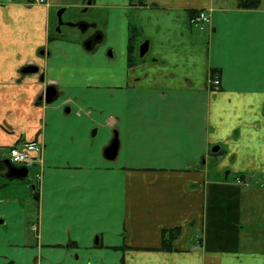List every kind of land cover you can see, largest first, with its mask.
<instances>
[{"label":"crops","instance_id":"obj_1","mask_svg":"<svg viewBox=\"0 0 264 264\" xmlns=\"http://www.w3.org/2000/svg\"><path fill=\"white\" fill-rule=\"evenodd\" d=\"M97 2L87 49L49 41L50 0H0V158L44 155L36 200L0 192V264H264V0Z\"/></svg>","mask_w":264,"mask_h":264},{"label":"rangeland","instance_id":"obj_2","mask_svg":"<svg viewBox=\"0 0 264 264\" xmlns=\"http://www.w3.org/2000/svg\"><path fill=\"white\" fill-rule=\"evenodd\" d=\"M3 1H8V0H3ZM51 2L54 3L55 7L52 9V19H53V24L54 22L57 21V12L62 8V6H66V11L62 16V20L65 23V25L62 27L63 34L65 37H78L80 40H83L85 33H83L80 28L77 26L78 23L80 22H85L88 23L89 25L95 23V21H98L99 26H102V19H101V14L102 11L101 9L98 8L97 1H103V0H91L92 3L88 4L89 0H50ZM232 1V0H230ZM62 5V6H60ZM68 23L74 24L76 26L71 27ZM68 24V25H67ZM96 24V23H95ZM93 27V26H92ZM53 30V29H52ZM98 29L97 28H92L91 32L96 33ZM55 31V30H54ZM58 40L57 36H54L52 33H50V42H55ZM42 54H45L42 52ZM39 67V66H38ZM41 69V67H39ZM59 92V89H58ZM38 145V148L40 147L41 151L37 152L36 157L38 160L35 162L33 167L37 168V171L35 173V169L31 168V175L34 177V181L37 182L39 188L41 187V183L43 180V174H44V155H43V144L40 142H35ZM35 175V176H34ZM41 177V180L38 178ZM33 180L32 177H29V179L26 181L28 184L31 183ZM26 183L24 182L20 186H24L23 188H18L21 190V193L19 195L21 201L27 203V195H30V190L28 191V186H25ZM35 203V201H34ZM29 205V204H28ZM32 208V207H31Z\"/></svg>","mask_w":264,"mask_h":264},{"label":"water","instance_id":"obj_3","mask_svg":"<svg viewBox=\"0 0 264 264\" xmlns=\"http://www.w3.org/2000/svg\"><path fill=\"white\" fill-rule=\"evenodd\" d=\"M64 13V9H61L58 11V18H59V25H61L62 22V15ZM70 26L74 27L76 25L70 24ZM77 26L80 28L82 32H86L89 26L85 22H80L77 24ZM102 40V35L96 34L93 37L89 38L88 41L84 44L87 49H91L96 45V43L100 42ZM148 51L147 44H143L140 47V57H143L146 52ZM22 72L24 74H38L40 73V68L36 65L33 66H27L22 69ZM41 81L44 80V75L41 76L40 78ZM58 89L53 86L49 85L45 89V93L43 96L40 97L41 101H45L46 104H51L58 96ZM119 151V137L118 134L115 133L114 139L110 142L109 146L105 150V157L107 159H115L116 156L118 155ZM216 150H214L215 152ZM0 167H3L4 169V176L8 179H20L24 180L27 179L29 176V168L26 166H16L14 165L10 159H2L0 158Z\"/></svg>","mask_w":264,"mask_h":264},{"label":"built area","instance_id":"obj_4","mask_svg":"<svg viewBox=\"0 0 264 264\" xmlns=\"http://www.w3.org/2000/svg\"><path fill=\"white\" fill-rule=\"evenodd\" d=\"M35 3L39 5L46 4V0H35ZM191 22L197 26L200 30H205L208 26L211 25V17L209 12L201 10L191 18ZM215 88L220 84L217 77H215L211 82ZM40 147L35 142H23L13 146L9 150V158L11 162L18 166H33L38 160L36 157L37 152H40ZM41 180V177L38 178Z\"/></svg>","mask_w":264,"mask_h":264},{"label":"flooded vegetation","instance_id":"obj_5","mask_svg":"<svg viewBox=\"0 0 264 264\" xmlns=\"http://www.w3.org/2000/svg\"><path fill=\"white\" fill-rule=\"evenodd\" d=\"M28 1L30 3H34L35 0H28ZM91 3H92V1L89 0L88 4H91ZM61 9H64V13H65V11H66L67 8H66V6H62V8H60V10ZM60 10H58V11H60ZM57 14H58V12H57ZM52 17H53V15H51V20H50L49 25H48V30L54 36H60V35L62 36V33H63L62 27L65 25V23L62 20L63 23L61 25H59V18H58V15H57V21L54 22V24H53ZM68 24L70 25L71 23H68ZM87 25L90 27V25L88 23H87ZM86 32H88V39H89V38L93 37L96 34H100L101 33V30L98 29L96 31V33H94V32H91V30H89V28H88ZM2 159H6V158H2ZM4 172L5 171H4L3 167H0V192L1 191L6 192V191H8L11 188L14 189V192H15L18 188H23L24 186H20V185L23 184L25 181H27L29 179V177L27 179H24V180H20V179H8V178H6L4 176ZM28 188H29L28 191L30 190L31 196L34 198V200H36L37 199V195H38V191H39V189H38L39 186H38L37 182L35 181L34 184H30V186H28ZM18 192L21 193L20 190ZM32 203H33V201L31 202V204ZM26 206L29 208V205L28 204H26ZM0 221L3 222L4 221V217H0Z\"/></svg>","mask_w":264,"mask_h":264},{"label":"trees","instance_id":"obj_6","mask_svg":"<svg viewBox=\"0 0 264 264\" xmlns=\"http://www.w3.org/2000/svg\"><path fill=\"white\" fill-rule=\"evenodd\" d=\"M263 0H239L240 7L244 9H252V8H258ZM196 14L193 15V17ZM176 231H165L163 234L164 238V246L162 250H168L170 251L172 249L171 243L173 241V238L176 236Z\"/></svg>","mask_w":264,"mask_h":264}]
</instances>
